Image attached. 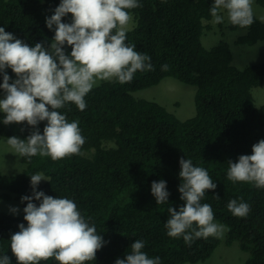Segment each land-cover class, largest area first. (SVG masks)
Wrapping results in <instances>:
<instances>
[{
	"label": "trees",
	"instance_id": "trees-1",
	"mask_svg": "<svg viewBox=\"0 0 264 264\" xmlns=\"http://www.w3.org/2000/svg\"><path fill=\"white\" fill-rule=\"evenodd\" d=\"M61 0H0V27L34 46L51 41L54 30L46 18L54 14ZM214 0H140L142 7L132 10L135 27L127 32L128 44L147 54L155 70L137 72L131 83L104 81L86 97L87 107L80 111L74 104L61 109L68 121H79L85 143L80 155L59 161L39 155L20 157V174L0 173V200L32 196L30 176L43 173L37 191L54 198L73 200L81 215L102 235L105 246L96 260L86 264H115L131 251L135 240H143L142 251L161 264H198L212 257L221 244L216 237L194 240L188 246L183 238L167 235L168 207L177 211L184 205L178 191L181 183L179 161L191 159L194 166L206 169L217 184L201 203L212 206L215 222L226 226L224 244L238 243L247 255L244 264H264V189L227 179L229 160L251 155L252 146L264 139V99L254 106L252 89L264 85V61L237 69L232 64L229 45L220 42L204 49L201 37L211 27L210 8ZM263 2V1H261ZM62 22L70 23V14ZM232 31L240 28L230 22ZM247 33L237 45L264 43V23L254 16ZM66 54L71 48L65 46ZM167 64L168 71L161 66ZM7 74L16 79L11 69ZM174 79L195 88V115L178 120L161 105L138 99L133 94ZM3 77L0 75V84ZM0 94L5 95L0 89ZM0 113V137L26 139L33 131L26 123L4 125ZM46 121L38 125L43 134ZM163 180L170 193L168 204H156L152 183ZM215 196H218L217 199ZM236 199L251 205L245 218L228 211ZM39 205V201L33 200ZM22 214L0 213V255L11 257V235L25 224ZM89 217L91 218L89 220ZM42 264H59L50 259Z\"/></svg>",
	"mask_w": 264,
	"mask_h": 264
},
{
	"label": "clouds",
	"instance_id": "clouds-1",
	"mask_svg": "<svg viewBox=\"0 0 264 264\" xmlns=\"http://www.w3.org/2000/svg\"><path fill=\"white\" fill-rule=\"evenodd\" d=\"M254 0H214L210 8L213 22L220 24L224 13L228 21L240 28L254 22ZM142 7L140 0H61L54 14L46 18V26L54 30L51 41L34 46L16 38L0 27V113L4 125L26 123L33 129L26 139L13 136L5 142L28 162L34 156L59 161L80 155L85 139L79 121L69 122L61 109L75 105L80 111L87 107L85 97L101 81L131 83L135 74L155 68L151 58L126 43L127 32L134 25V9ZM71 15V22H62ZM65 46L71 48L66 54ZM7 69L15 74L12 80ZM169 66H161L168 71ZM46 121L43 134L38 125ZM178 191L184 205L177 211L169 206L165 223L167 235L183 238L191 246L196 239L219 238L227 230L215 222L212 206L201 203L208 191H215L208 171L194 166L191 159L181 158ZM227 179L233 183H248L264 189V139L252 146L251 155H241L238 162L229 160ZM32 196H24V223L11 235L10 249L17 264H42L54 259L59 264H86L96 260L105 246L102 235L81 215L76 203L68 198H54L37 191L43 173L30 176ZM48 182V181H47ZM151 193L156 204H168L170 193L166 182H153ZM217 199L218 196H215ZM39 201V205L33 202ZM232 215L245 218L251 205L233 199L227 205ZM18 213V208H12ZM91 218L89 217V220ZM131 251L115 264H161L159 257L149 258L142 251L143 240H135ZM0 264H12L7 254L0 255Z\"/></svg>",
	"mask_w": 264,
	"mask_h": 264
},
{
	"label": "rangeland",
	"instance_id": "rangeland-1",
	"mask_svg": "<svg viewBox=\"0 0 264 264\" xmlns=\"http://www.w3.org/2000/svg\"><path fill=\"white\" fill-rule=\"evenodd\" d=\"M263 1V2H261ZM254 16L264 23V0H254L253 3ZM224 20L220 24L213 22H205L211 27L210 30H204L201 37V44L206 50H210L220 42L229 45L232 53V64L237 69H243L250 65H258L264 61V43L262 41L256 42L252 46L237 45L236 40L239 37L246 35L247 30L237 28L232 31L228 28L229 21L226 13ZM71 16V15H70ZM134 25L130 28L133 29ZM104 81L99 82L102 83ZM98 84V85H99ZM195 88L174 79H164L158 85L139 90L133 94L135 98H142L153 101L164 107L169 113L173 114L178 120L184 121L192 118L195 115L194 96ZM252 97L254 106L259 108L264 99V85L252 89ZM4 95L0 94V99ZM7 139L0 137V173L4 176H13L20 174L24 165L20 163V156L16 155L13 150L6 144ZM42 183L45 181H41ZM21 199L0 200V213H6L12 216H20L22 214ZM12 208H18V213H13ZM227 230L218 239L221 244L206 262L198 264H244L247 255L241 251L238 243L233 242L227 246L224 244Z\"/></svg>",
	"mask_w": 264,
	"mask_h": 264
}]
</instances>
